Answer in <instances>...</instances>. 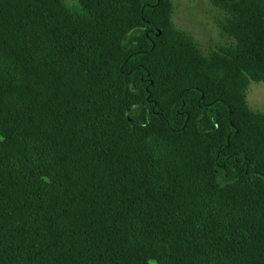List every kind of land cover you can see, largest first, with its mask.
Returning <instances> with one entry per match:
<instances>
[{"label": "trees", "instance_id": "16d2710c", "mask_svg": "<svg viewBox=\"0 0 264 264\" xmlns=\"http://www.w3.org/2000/svg\"><path fill=\"white\" fill-rule=\"evenodd\" d=\"M0 0V264H264V0Z\"/></svg>", "mask_w": 264, "mask_h": 264}, {"label": "rangeland", "instance_id": "374dc122", "mask_svg": "<svg viewBox=\"0 0 264 264\" xmlns=\"http://www.w3.org/2000/svg\"><path fill=\"white\" fill-rule=\"evenodd\" d=\"M172 5L174 27L186 34L203 55L232 43L219 27L223 12L209 0H172ZM245 101L252 112L264 114V83L249 81Z\"/></svg>", "mask_w": 264, "mask_h": 264}]
</instances>
